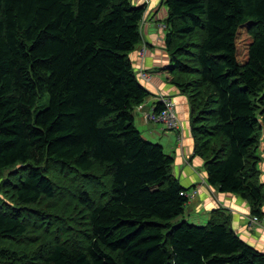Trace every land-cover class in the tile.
Returning <instances> with one entry per match:
<instances>
[{
	"label": "trees",
	"instance_id": "obj_1",
	"mask_svg": "<svg viewBox=\"0 0 264 264\" xmlns=\"http://www.w3.org/2000/svg\"><path fill=\"white\" fill-rule=\"evenodd\" d=\"M163 1L166 69L207 181L263 216L264 0ZM144 14L133 0H0V264H264L220 209L172 223L187 189L135 123L151 94L129 57Z\"/></svg>",
	"mask_w": 264,
	"mask_h": 264
},
{
	"label": "crops",
	"instance_id": "obj_2",
	"mask_svg": "<svg viewBox=\"0 0 264 264\" xmlns=\"http://www.w3.org/2000/svg\"><path fill=\"white\" fill-rule=\"evenodd\" d=\"M133 3L143 5L146 10L140 25L141 40L135 50L129 53L136 74L142 69L149 71L152 76L148 82L141 81L151 93L144 101V110L158 108L159 94L170 95L176 103V112L183 127L178 132L169 130L163 123L149 121L138 108L134 112L135 123L144 139L161 144L174 158L173 172L192 194L186 204L189 213L185 207L184 214L187 216L183 219L204 225L210 221L212 212L220 209L229 217L231 228L264 253V214L260 216V225L251 223L250 216L255 214L252 213L250 202L238 193L221 192L210 185L204 160L195 155L189 97L171 81L172 74L166 69L171 64L165 44L168 6L163 0H150L147 4L145 0H133Z\"/></svg>",
	"mask_w": 264,
	"mask_h": 264
},
{
	"label": "built area",
	"instance_id": "obj_3",
	"mask_svg": "<svg viewBox=\"0 0 264 264\" xmlns=\"http://www.w3.org/2000/svg\"><path fill=\"white\" fill-rule=\"evenodd\" d=\"M149 1L150 0H145L146 4L149 3ZM143 19H144V16H143ZM137 77L140 81L148 82L151 80L152 76L149 71L140 69L137 74ZM158 101L162 107L160 111H156L153 109L145 111L144 102L139 104L137 108L144 112L145 117L149 121L163 123L169 130H172V131H176V132L180 131L182 129L181 120L179 119L177 115L176 103L173 97L170 95L159 94ZM181 194L187 196L188 199L192 195L189 191H185V192L183 191L181 192ZM249 220L251 223L258 224V225H260L262 221L261 217L256 214L250 216Z\"/></svg>",
	"mask_w": 264,
	"mask_h": 264
},
{
	"label": "rangeland",
	"instance_id": "obj_4",
	"mask_svg": "<svg viewBox=\"0 0 264 264\" xmlns=\"http://www.w3.org/2000/svg\"><path fill=\"white\" fill-rule=\"evenodd\" d=\"M48 102H49V95L48 94H45L43 97H41V99L37 102L35 108H34V113L38 112V111H41L43 110L44 108H46V106L48 105ZM181 126L183 127L182 125V121H181ZM260 132V130H259ZM264 132H261V140L264 139ZM261 146L259 147L258 149V154L261 156V160H260V163H259V169H260V178H259V181L264 183V144L263 142H261L260 144ZM11 172V169H8L6 170L4 173H3V176L6 177L10 174ZM3 176L0 178V183L2 182L3 180ZM201 179L203 180V182L206 183L205 181V178L203 176H201ZM0 196H3L4 197V193L2 191H0ZM186 210H187V213H189V210L188 208L186 207ZM187 216V215H186ZM185 214H182L181 216L175 218L172 220V223L174 225L176 224H179L180 222H182L183 218L186 217ZM3 244H6L8 245L9 242H2Z\"/></svg>",
	"mask_w": 264,
	"mask_h": 264
}]
</instances>
